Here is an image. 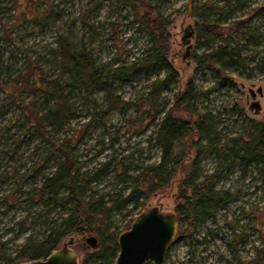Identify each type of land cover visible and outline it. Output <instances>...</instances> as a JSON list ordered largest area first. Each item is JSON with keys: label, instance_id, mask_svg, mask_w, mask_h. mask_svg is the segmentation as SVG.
<instances>
[{"label": "rangeland", "instance_id": "obj_1", "mask_svg": "<svg viewBox=\"0 0 264 264\" xmlns=\"http://www.w3.org/2000/svg\"><path fill=\"white\" fill-rule=\"evenodd\" d=\"M99 1L102 3L94 19L95 27L91 30L92 33L85 35L83 39H87L89 45L96 49L93 56L106 70L140 55L142 49L147 46V38L131 22L127 10L118 6L115 0ZM87 2L88 0H55V3H60L71 13H76L79 6ZM261 5H264V0H164L162 12L172 19L169 28V57L173 65L179 68L181 75L172 90L164 91L156 97L157 109L165 108L162 112L157 111V116L147 115L144 119L142 117V120L138 119L137 109H140L143 115L149 84L164 78L165 72L153 73L150 77L140 75L132 84L117 81L108 97L118 98L120 106L118 104L111 107V102L105 101L107 94L104 92L92 95L76 92L73 96L76 110L66 122L60 137L64 139L73 133L77 135L73 156L81 172L91 173L101 163L111 160L109 173L101 180L90 183L84 192V198L94 196L104 199L110 208L105 227L108 231L115 232L117 238L122 231L129 229L134 218L146 209L158 207L163 212L176 213L177 206L182 203L181 183L191 169L197 152L196 144H207V139L195 134L176 141L170 157V166L175 171L171 182L151 197L140 198L138 205L135 200L124 205L122 198L128 195L130 187L134 185L132 176L136 174L137 167L143 163H158L161 160L163 150L151 136L156 135L158 124L168 110L188 122L198 119L199 115L209 114L205 118L206 125L211 127L212 137L218 135L222 140L238 136L246 118L264 123V95L257 96L262 105L261 113L255 114L250 109L253 101L250 89L256 91L260 86L264 88V14L252 16L254 9ZM203 18L212 22L218 21L221 25V34L210 46H199V42L205 37L198 35L196 23L201 24ZM248 18H251L247 23L248 31L253 35L251 43L246 42L241 31L228 29L233 23ZM188 25L194 31V36L191 55L184 61L183 55L187 45L183 44L182 38ZM52 29L54 28H46L41 32L38 27H35V30L28 25L24 27L21 34L23 38L18 35L15 46L8 47L9 52L15 53L20 59L17 67H25L28 63L27 57L34 58L38 53L53 46L58 32H53ZM60 29L61 33H64L68 26L60 25ZM86 31L87 29L80 28L79 37ZM225 40L246 45L242 51L247 64L244 73L241 69L232 67L224 69L225 76L214 69L199 70L197 63L192 59L193 53H209ZM17 45H21L24 52L19 51ZM190 79H193L197 91L203 94L196 100L197 112L183 114L177 110L175 100ZM214 86H219V89L213 90ZM1 97L3 93L0 88ZM129 101L135 102L136 105L128 111L123 110L122 103ZM15 118L16 115L11 112L2 118L0 124L8 128ZM2 147L0 146V241L5 243L4 251L7 254L15 255L28 239H40L48 233L51 226L48 221H60L72 204H60L66 200L68 192L60 196L55 206L44 207L30 202L26 200L23 190L29 189L36 181L30 179L24 184L17 182L15 178V172L27 171L46 157L48 152L45 143L33 138L25 141L18 150L13 148L12 154L3 152ZM54 163L55 160L52 159L50 164ZM215 165V158L205 152L200 159L199 170L206 174L211 172ZM217 189H230L235 195L229 207L220 210L199 226L193 236L183 234L184 226L180 224L164 264H258L257 249L264 247L260 233L262 231L264 235V231L263 228L258 229L255 219L260 212H264V185L261 177L254 168H250L246 175L234 168L222 178ZM90 235L97 237L96 234L73 236L76 242L72 248L78 253L79 264L96 251V246L89 247L86 243V238ZM70 238L66 237L64 242ZM0 264H6L2 258Z\"/></svg>", "mask_w": 264, "mask_h": 264}, {"label": "trees", "instance_id": "obj_2", "mask_svg": "<svg viewBox=\"0 0 264 264\" xmlns=\"http://www.w3.org/2000/svg\"><path fill=\"white\" fill-rule=\"evenodd\" d=\"M115 1L127 10L131 22L146 36L147 46L140 55L105 70L93 56L96 49L89 45L87 39H83L95 27L94 19L100 10L101 1L88 0L79 6L76 13H71L60 3H55V0H0V88L3 93L0 98V122L11 112L16 115L10 127L5 128L0 124V146H3V152L12 154L13 148L18 150L25 141L33 138L45 143L48 152L46 157L27 171L15 172V178L24 184L30 179L36 181L29 189L23 190L26 200L30 202L50 207L64 192H68L66 200L60 204H72L60 221H48L51 225L48 233L40 239H28L15 255L7 254L4 251L5 243L0 241V258L6 264L45 258L61 247L66 237L75 234L83 237L96 234L98 238L96 251L88 255L82 264H113L118 255L117 235L105 227L110 208L102 197L84 198L88 185L109 173L111 160L101 163L91 173L81 172L73 156L77 135L73 133L68 138L60 137L66 122L76 110L73 96L76 92H85L87 95L104 92L107 94L105 101L111 102V107H116L119 99L108 96L117 81L132 84L140 75L150 77L153 73L165 72L164 78L149 84L143 115L137 109L138 119L142 120V117L157 116V111L165 110L157 109L156 97L172 90L181 73L169 57L172 19L162 12L164 0ZM263 14L264 5L252 12V16ZM250 19L237 21L228 29L241 31L246 42L251 43L253 35L247 26ZM112 23L116 24L114 21ZM63 24L68 29L61 33L60 25ZM26 25L34 30L38 27L41 32L46 28H56L52 31L58 33L53 46L34 58L27 57L25 67H17L20 59L15 53H10L8 47L15 46L18 35L23 38L21 34ZM196 26L198 35L205 37L199 46L214 44L221 34L218 21L203 18L202 23H196ZM80 28L87 29L81 38ZM245 46L225 40L209 53L200 55L195 51L192 59L199 70L214 69L225 76L224 69L232 67L244 73L247 69L242 55ZM16 47L24 52L21 45ZM216 89L219 86L213 87V90ZM202 94L197 91L193 79H190L183 92L176 97L177 110L183 114H195L196 100ZM135 105V102L129 101L122 103L121 107L128 111ZM208 116L202 114L198 119L188 122L170 110L164 114L156 135L151 136L163 150L161 160L137 167L136 174L132 176L134 185L130 187L128 195L122 198L124 205L132 200L138 205L140 198L151 197L171 182L175 173L170 166L174 143L191 134L207 139V144H196L197 152L191 169L181 183L182 203L177 206L176 214L185 216L180 222L184 226L183 234L193 236L199 226L229 207L235 195L230 189H217V186L234 168H238L243 175L254 168L264 185V123L246 118L238 136L222 140L218 135L212 137V129L205 120ZM205 152L215 158L216 165L211 172L203 174L199 165ZM52 159L55 160L54 165L50 164ZM49 168L52 169L47 171ZM115 202L118 203V200ZM255 219L258 229L263 228L264 231V212H260ZM260 233L264 243V235L262 231ZM256 260L258 264H264V247L257 249Z\"/></svg>", "mask_w": 264, "mask_h": 264}, {"label": "water", "instance_id": "obj_3", "mask_svg": "<svg viewBox=\"0 0 264 264\" xmlns=\"http://www.w3.org/2000/svg\"><path fill=\"white\" fill-rule=\"evenodd\" d=\"M190 25L185 28L182 38L187 45L183 60L191 55L194 31ZM189 64V61L187 62ZM253 101L250 109L260 114L262 105L257 96L263 97L264 88L250 89ZM185 216H178L175 212H163L158 207H152L140 212L132 221L129 229L122 231L118 236L119 252L113 264H164L167 252L178 233L180 222ZM76 242L74 237L54 249L47 257L20 262L19 264H79L78 253L72 248ZM89 247L98 244V238L90 235L86 238Z\"/></svg>", "mask_w": 264, "mask_h": 264}]
</instances>
